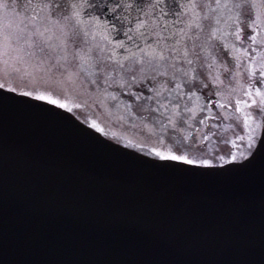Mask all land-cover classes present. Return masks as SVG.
Wrapping results in <instances>:
<instances>
[{
  "label": "water",
  "instance_id": "obj_1",
  "mask_svg": "<svg viewBox=\"0 0 264 264\" xmlns=\"http://www.w3.org/2000/svg\"><path fill=\"white\" fill-rule=\"evenodd\" d=\"M0 89V264H264V117L242 158L165 160Z\"/></svg>",
  "mask_w": 264,
  "mask_h": 264
},
{
  "label": "flooded vegetation",
  "instance_id": "obj_2",
  "mask_svg": "<svg viewBox=\"0 0 264 264\" xmlns=\"http://www.w3.org/2000/svg\"><path fill=\"white\" fill-rule=\"evenodd\" d=\"M0 3L7 5L0 7L1 38L9 39L14 46L11 50L22 54V59L16 56L25 67L45 72L39 76L46 88L42 94L67 107L79 105L82 110L72 111L84 121H88L84 113L90 107L97 111L118 106L124 111L119 112L121 116L145 121L148 119L144 116H150L149 110H154V116L167 124L170 113L161 117L160 111L165 114L174 109L177 123H182L178 133L184 129L193 137L206 135L208 123L217 125L215 120L224 117L229 130L217 128L208 136L215 140L212 154L219 155L218 159L208 161L218 163L224 161L220 157L233 150L223 143L245 133L239 118L225 117L223 110H235L239 101L251 105L252 97L259 101L257 88L264 94L262 69L252 70L249 66L258 50L262 49L264 59V8H251L252 3L260 5L264 0H0ZM22 14L27 17L20 23L15 16ZM258 14L260 23L249 27ZM37 32L42 35H33ZM229 54L241 58L238 66L235 62H231L233 66L215 63L232 59ZM249 92L251 96L247 95ZM240 107L239 117L248 112L254 118L249 133L258 128L259 134L261 127L257 124L261 125L264 114L256 105ZM198 115L203 122L196 129ZM103 132L112 136L107 130ZM249 149L244 146L241 153L244 155Z\"/></svg>",
  "mask_w": 264,
  "mask_h": 264
},
{
  "label": "rangeland",
  "instance_id": "obj_3",
  "mask_svg": "<svg viewBox=\"0 0 264 264\" xmlns=\"http://www.w3.org/2000/svg\"><path fill=\"white\" fill-rule=\"evenodd\" d=\"M26 17L27 16H24L22 14L15 16V19L20 23H23ZM13 48L14 46H12V42L9 39L5 38L4 40L0 36V83H4L5 87L8 88H15L16 90L23 89V91L32 92L33 94H42V90L44 92L46 91V88L42 85V80L39 79V76L42 75L41 73L45 72L39 70L38 68L29 69V67H25L24 64L20 62L18 60L19 58L16 56L17 54L21 57L22 54L16 53L15 51L14 53L13 50H11ZM203 48L205 50L208 49L207 41L203 42ZM258 51L256 52V57L249 61V66L251 65L252 70L255 68L261 70V66L264 65V59H261L263 56L262 49ZM232 56L233 54H229L228 58H232ZM225 61L228 64H226ZM240 61L241 58L237 54H234L232 59H221L220 61L216 60L215 63H219L220 66H229L231 62H235V64L238 66V63L240 64ZM231 65L233 66L232 63ZM258 97L259 96H257V98ZM252 98L254 99V97ZM69 108L82 110L81 108L74 105L69 106ZM114 108L112 109L111 106H108L98 108L97 111H93L95 108L90 107L91 110L86 111L84 115H87L86 118L88 119V121H90L91 123H95L100 129L107 131H118L119 134L124 135L123 138L125 140H129L130 142L142 148L159 151L165 156H167L169 153L175 155H186L189 159L196 160L197 162L201 160H212L215 158L218 159L219 155H213V151H211V147L215 144V140H212L211 137L209 138L208 136H211L212 133H215L217 128L221 129L222 127H226L229 130V125L225 120L226 118L222 117L220 121L215 120L217 125L211 122L208 123V130H206L205 132L206 135L199 134L193 137H189V134H187L184 129L182 130L183 132L178 133V126L182 125V123H177V113H175L174 109L171 111H165V114L163 110L160 111V113L162 114L161 117L168 115V113H170L171 115V119H169V122L167 121V124H165L160 118L154 116L156 115L154 110H149L150 116H144V118L148 119L147 121H145L141 118H130L127 115L121 116L119 112L124 111L122 109H118V106ZM234 109L235 110L228 111L223 110L224 116H232L235 119L239 118V120L241 121L242 129L245 131V133L243 134L245 140L241 141L236 138L237 142L235 139H230L227 140L226 143H223L225 144L224 146H229L233 148V150L227 156H223L222 160L231 159L233 154L236 156L241 155V148H243L244 146H248L249 141L247 140V137L252 136L255 143L257 135L254 136V134H258V128L255 133H249L251 129V123H249L248 127L245 126L243 115L247 114L248 112L239 117L236 108ZM137 110L141 111V109ZM144 110L146 109H143V113L145 114ZM218 118H220V116H218ZM196 119L197 129L199 128L198 125L202 124L203 118L198 115ZM222 119H224V121H222ZM138 125H141L140 127L142 128H138ZM118 138L121 139L122 136ZM231 141H235L236 145H238L239 147L233 146Z\"/></svg>",
  "mask_w": 264,
  "mask_h": 264
},
{
  "label": "snow or ice",
  "instance_id": "obj_4",
  "mask_svg": "<svg viewBox=\"0 0 264 264\" xmlns=\"http://www.w3.org/2000/svg\"><path fill=\"white\" fill-rule=\"evenodd\" d=\"M246 2V0H245ZM0 7H7L6 4H2L0 3ZM251 8H264V4H256V3H252L251 4ZM260 23V18H259V14L257 15L256 19L252 21V23L249 25V27H252L254 25H258ZM142 27V25H141ZM42 35V33H33V35ZM239 35H237V39H239ZM251 39H255V37H252ZM163 57H161L162 59ZM189 63H191V61H189ZM262 67V70L260 71V77L264 78V65L261 66ZM18 71V70H17ZM5 88V84L4 83H0V89H4ZM10 91H16L15 88H10ZM159 94V93H157ZM256 96H259L260 97V100L257 101L255 99L252 100L251 102V105H249L246 101H239L237 103V108H236V111L237 112H241V107L240 105L243 104L245 107H251L252 105H256L262 114H264V94L261 93L260 89L257 88L256 89V92H255ZM22 95L24 96H31L33 95L32 92H25V93H22ZM247 95L251 96L252 93L249 92L247 93ZM36 99H39V100H47L49 101L51 104H58L59 101L56 100V99H53L51 98L50 96L48 95H44V94H40L36 97ZM61 108H64V107H67L66 104H63V103H60L59 105ZM77 107H79V105H77ZM221 107H223V105H221ZM243 120H244V123H245V126L248 127L249 126V123L252 122L254 120V118L250 115V114H244L243 115ZM94 128L96 127V124L93 123L92 125ZM257 127H261L260 124H257ZM238 140H245V137L244 136H238L237 137ZM247 140L249 141L248 143V147L249 148H252L253 145H254V140H253V137L252 136H248L247 137ZM231 143L233 144V146H236V147H239L238 145H236V142L235 141H231ZM154 154L158 157H161L165 160H173V161H183V162H186L187 164H194V163H197L196 160H193V159H189L186 155H175V154H172V153H169L167 156H165L163 153L159 152V151H154ZM241 156H243V153H241ZM236 155H232L231 159L232 160H236ZM220 159H223V157H220ZM199 163L201 164H204V165H208L210 163V161L208 160H201L199 161Z\"/></svg>",
  "mask_w": 264,
  "mask_h": 264
},
{
  "label": "bare ground",
  "instance_id": "obj_5",
  "mask_svg": "<svg viewBox=\"0 0 264 264\" xmlns=\"http://www.w3.org/2000/svg\"><path fill=\"white\" fill-rule=\"evenodd\" d=\"M73 109V108H72Z\"/></svg>",
  "mask_w": 264,
  "mask_h": 264
}]
</instances>
